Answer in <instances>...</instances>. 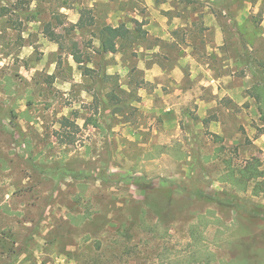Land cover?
Returning a JSON list of instances; mask_svg holds the SVG:
<instances>
[{
	"label": "rangeland",
	"instance_id": "rangeland-1",
	"mask_svg": "<svg viewBox=\"0 0 264 264\" xmlns=\"http://www.w3.org/2000/svg\"><path fill=\"white\" fill-rule=\"evenodd\" d=\"M263 179L264 0H0V264H264Z\"/></svg>",
	"mask_w": 264,
	"mask_h": 264
},
{
	"label": "trees",
	"instance_id": "trees-1",
	"mask_svg": "<svg viewBox=\"0 0 264 264\" xmlns=\"http://www.w3.org/2000/svg\"><path fill=\"white\" fill-rule=\"evenodd\" d=\"M80 17L76 22V26L83 28L86 26H91L94 24V16L91 13L90 9L83 8L80 12ZM50 39L57 41V37L53 31L48 32ZM129 33V29L124 24H119L117 26L104 25L101 27L99 31V40H100V49L103 52H114L116 50V44L118 39L125 38ZM64 121L69 122L68 119H64ZM242 177L244 182L247 180L263 177L261 176L262 172H260L257 166L253 164L246 165L245 168L242 169ZM256 193H259V188L264 191V179L258 180L256 183ZM251 212H254V215H259L264 217V210L260 208H250ZM256 213V214H255Z\"/></svg>",
	"mask_w": 264,
	"mask_h": 264
},
{
	"label": "crops",
	"instance_id": "crops-1",
	"mask_svg": "<svg viewBox=\"0 0 264 264\" xmlns=\"http://www.w3.org/2000/svg\"><path fill=\"white\" fill-rule=\"evenodd\" d=\"M152 3V2H150ZM172 7L170 8H161V9H165L166 11V15H167V12L169 11V9H171ZM163 11L162 10H159V11H156L155 10V13H156V18H155V21L154 20H151V22L154 21V27L152 30H150V32L154 35H158L160 37H162V39H166L168 41H174V38L173 36L170 34L169 30L171 27L176 29V28H183L184 26H186L188 24L189 27H191L193 25V21L195 19H190V21H186L184 19H180L177 15H173V20H171V23H169V19L166 18L164 16V14H161ZM209 14V12H208ZM210 14H213L212 16H214L215 18V15L214 13H210ZM209 14V16H211ZM194 18V16L192 17ZM111 26H117V25H111ZM204 26L208 27L210 30L213 29L214 30V41H215V44L216 45H220L222 43L225 42L224 40V36H223V24H220L219 22H217L215 19L214 20H211V22H206L204 23ZM163 34H162V33ZM162 35V36H161ZM218 55V59L221 60V54H217ZM158 67V72L161 73L162 75L165 73V69L163 68H160L158 65H156ZM156 66H153L152 68H155ZM201 66V65H200ZM177 71H179V69H177L175 67L174 69V72L176 73ZM215 81V79L213 77L210 78V81H206V83H209V82H213ZM228 91L227 90H224L223 91V95H226L228 94L227 93ZM200 102H203L204 99L201 97H198L197 98Z\"/></svg>",
	"mask_w": 264,
	"mask_h": 264
}]
</instances>
